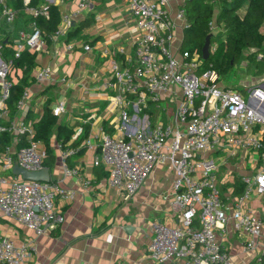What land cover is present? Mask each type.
I'll use <instances>...</instances> for the list:
<instances>
[{"label":"built area","instance_id":"obj_1","mask_svg":"<svg viewBox=\"0 0 264 264\" xmlns=\"http://www.w3.org/2000/svg\"><path fill=\"white\" fill-rule=\"evenodd\" d=\"M21 1L23 7L18 10L10 0H0V26L2 20L14 22L21 12L33 19L32 32H20L14 47L16 58L25 49H44L46 35L35 20L48 18L51 5L69 0H41L39 7L32 6L33 0ZM126 1L135 18L134 56L125 65L117 60L111 65L113 81L120 89L113 98L122 108L118 127L121 136H102L101 152L94 165L108 171V184L127 200L140 191L158 162L166 163L175 172L171 207L178 224L172 227L160 221L151 223L148 255L154 262L230 264L220 236H225L228 224H232L245 248L257 251L256 260L264 264V225L254 211L246 208L252 194L264 195V76H254L253 82H245L241 89L231 82L224 83L214 69L200 72L203 55L183 51L182 43L175 44L176 30L191 27L184 9L187 0H181L175 17L171 0ZM91 3L92 0H77V10L63 16L51 38H66L75 19L88 11ZM67 48H74V44ZM91 49L85 46L86 51ZM2 50L0 43V136L13 133L16 143L26 136L29 146L17 151L10 146L0 150V213L40 236L64 222L55 200L72 199L73 193L52 180L29 181L21 175H3L14 168L41 171L47 153L40 142L33 140L32 125L20 116L29 98L27 90L17 104L15 119H8L13 60L4 61ZM35 80L54 81L51 69H41ZM126 96H135L136 102L131 104L136 115L129 113ZM168 97L175 101L173 124L144 123L139 114L149 103H160ZM65 110L66 102L61 101L53 114L60 116ZM79 149L62 152L64 174H78L77 169L69 168L67 158ZM224 158L252 165L253 174L242 177L245 190L239 196H234L233 190L227 196L222 193L218 172ZM35 250L30 241L17 244L11 237L0 236V264H29Z\"/></svg>","mask_w":264,"mask_h":264},{"label":"crops","instance_id":"obj_2","mask_svg":"<svg viewBox=\"0 0 264 264\" xmlns=\"http://www.w3.org/2000/svg\"><path fill=\"white\" fill-rule=\"evenodd\" d=\"M180 2L171 0L174 17ZM53 5L61 13L59 26L65 14L77 10V0ZM90 18L93 23L84 29L85 39L68 43L65 38H50L44 49L37 52L32 78L41 69L50 68L54 81H30L25 88L29 98L20 114L33 127L34 122L43 117L46 107L53 112L65 101L66 110L57 116L58 124L75 131L72 140L80 136L83 125L89 126V135L79 146L85 148L84 154L68 162L70 169L78 170L77 175H66L61 168V155L66 150L57 140V129L50 139V147L56 154V164L50 169L51 180L73 193L72 199L59 197L55 200V208L63 215L64 222L52 232L36 236L32 230L0 213V236L11 237L17 244L32 242L36 250L29 264H158L148 255L153 234L151 223L160 221L172 227L178 224L171 207L175 172L166 163L158 162L140 191L127 200L108 184V171L102 165H94L101 152L102 136L106 133L121 136L118 127L122 108L113 98L120 89L113 81L111 65L113 60L125 65L134 56L135 18L126 0H92L90 9L76 18L74 24ZM31 19L21 12L14 22L2 20L0 43L15 50L20 32H32ZM184 35L181 28L176 30V46L183 43ZM69 44H74V48L68 49ZM86 45L92 49L86 51ZM23 75L22 69L13 67L10 78L14 85ZM63 78L65 81L61 80ZM108 83L114 86L107 88ZM126 99L129 113L136 115L131 104H135V96H126ZM174 108L175 101L168 97L160 103L150 102L139 117L151 126L157 123L172 125ZM11 136L9 146L17 151L22 137L16 143L15 135L11 133ZM41 146L46 150L44 144ZM215 158L217 160V156ZM220 164L218 180L222 193L227 196L233 190L236 196V181L242 184L243 176L253 174L252 165H240L231 158H224ZM44 168L48 167L44 165ZM3 175L16 174L13 169ZM246 208L254 211L264 225V195L252 194ZM226 230L225 236L220 237L224 240L230 264H259L257 251L245 248L233 225L228 224Z\"/></svg>","mask_w":264,"mask_h":264},{"label":"trees","instance_id":"obj_3","mask_svg":"<svg viewBox=\"0 0 264 264\" xmlns=\"http://www.w3.org/2000/svg\"><path fill=\"white\" fill-rule=\"evenodd\" d=\"M16 9L21 10V0H10ZM41 0H33L32 6L39 7ZM187 19L190 22V29L185 31L181 49L183 51L198 52L202 49L206 38L211 36L210 56L204 61L200 72L214 69L223 78L229 76L235 68L243 62L246 63V73L250 76H264V0H187L184 6ZM49 17H39L35 21L39 28L46 35L47 42L50 41L61 22V13L57 6L51 5ZM33 21V19H31ZM93 23V19L81 20L75 23L69 30L66 41L70 43L75 39L83 37V31ZM212 23L216 27H223L226 39L218 46H214ZM83 39H85L83 37ZM37 52L25 49L19 57H15V50L3 45L2 59L13 60V67L23 70V77L19 83L13 85L9 100L7 101V114L10 120L17 114V104L22 98L25 88L35 80L32 73L37 66ZM31 81V82H30ZM59 119L51 109L45 108L43 117L33 124V140L45 145L47 158L44 165L53 169L56 164V154L50 147V139L57 129V140L61 142L64 150L79 148L80 144L89 135V126L83 125L80 136L73 139L75 131L67 126H60ZM11 133L0 136V150H4L11 143ZM72 140V141H71ZM71 141L70 144H68ZM21 148L29 146L26 136H22L19 143ZM85 148L67 158L83 155ZM100 169V168H99ZM236 196L243 194L245 185L239 180L235 183Z\"/></svg>","mask_w":264,"mask_h":264},{"label":"rangeland","instance_id":"obj_4","mask_svg":"<svg viewBox=\"0 0 264 264\" xmlns=\"http://www.w3.org/2000/svg\"><path fill=\"white\" fill-rule=\"evenodd\" d=\"M214 36V46L220 45L222 42L225 41L226 35L224 33L223 27H216L213 31ZM246 63H242L239 67L235 68L231 73H229V76L223 78V82H231L234 86H239L241 89L244 88L245 82L249 84L250 82H253L255 78L254 76H250L246 73ZM234 161V160H233Z\"/></svg>","mask_w":264,"mask_h":264},{"label":"water","instance_id":"obj_5","mask_svg":"<svg viewBox=\"0 0 264 264\" xmlns=\"http://www.w3.org/2000/svg\"><path fill=\"white\" fill-rule=\"evenodd\" d=\"M210 46H211V36H208L206 38V42L202 49V55L204 61L209 59ZM14 174L21 175L23 179L29 181H41V182L51 181V172L49 168H43L41 171H37V172H30L21 168H14Z\"/></svg>","mask_w":264,"mask_h":264}]
</instances>
